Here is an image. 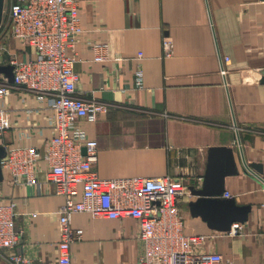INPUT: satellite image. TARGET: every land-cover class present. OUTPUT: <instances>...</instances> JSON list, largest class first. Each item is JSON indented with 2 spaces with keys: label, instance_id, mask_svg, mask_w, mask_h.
Listing matches in <instances>:
<instances>
[{
  "label": "crops",
  "instance_id": "crops-1",
  "mask_svg": "<svg viewBox=\"0 0 264 264\" xmlns=\"http://www.w3.org/2000/svg\"><path fill=\"white\" fill-rule=\"evenodd\" d=\"M83 32L67 53L76 57L77 94L107 104L93 122L79 119L97 141L98 176H171L187 191L177 199L185 234L203 235L197 251L220 254L221 264H264V0H76ZM171 41L164 55L162 39ZM0 64L10 55H33L9 38ZM105 43L108 58L93 60L92 44ZM141 56H138V53ZM228 56L224 78L220 58ZM142 72V87L135 72ZM10 128L0 146H39L52 135L51 110L36 94L13 89L5 98ZM232 151L236 171L224 177V192L212 198L248 205L236 236L196 212L209 152ZM221 165L223 162L218 161ZM259 164L260 172L251 166ZM79 195L74 197L79 199ZM62 195L37 162L35 183L15 184L5 169L0 203L15 205L19 253L31 264H57ZM80 240L71 243V264H135L142 253L135 219L71 216ZM0 264H10L1 260Z\"/></svg>",
  "mask_w": 264,
  "mask_h": 264
},
{
  "label": "built area",
  "instance_id": "built-area-1",
  "mask_svg": "<svg viewBox=\"0 0 264 264\" xmlns=\"http://www.w3.org/2000/svg\"><path fill=\"white\" fill-rule=\"evenodd\" d=\"M82 32L76 0H5L0 51L7 50L1 42L13 38L30 47L33 55H10L7 64L12 66V82L0 73V138L10 128L3 102L13 89L32 92L46 103L51 110L48 125L52 135L41 147L2 145L5 155L0 165L13 183L34 184L37 162H45L47 182L54 194L64 198L57 210L60 235L57 264H71L70 245L82 236L80 228L71 227V216L77 212H87L93 218L135 219L143 246L135 264H221L220 254L195 249L205 236L183 232L177 199L187 191V186L181 179L168 175L98 176L93 167L98 144L80 126L79 119L93 122L107 112L108 106L77 94L73 70L76 57L67 51ZM162 48L164 55L169 56L170 39H162ZM92 50L94 61L108 58L105 43L92 44ZM229 62L228 56L220 58L219 73L223 78ZM135 86L142 87L141 70L135 72ZM76 195L80 196L78 200L74 199ZM224 197L231 198L229 193ZM16 215L13 203H0V261L31 264L22 254H3L4 249L18 241L14 230ZM241 231L242 224L233 222L225 233L236 236Z\"/></svg>",
  "mask_w": 264,
  "mask_h": 264
},
{
  "label": "water",
  "instance_id": "water-1",
  "mask_svg": "<svg viewBox=\"0 0 264 264\" xmlns=\"http://www.w3.org/2000/svg\"><path fill=\"white\" fill-rule=\"evenodd\" d=\"M4 0H0V22L3 14ZM0 73H3L8 82L13 81L12 66L0 64ZM84 153L85 150L83 149ZM5 155V149L0 146V160ZM218 161L223 162L219 165ZM256 172H260L259 164L251 166ZM236 171L232 151L225 147H214L209 152L208 165L203 176L201 187L196 190L198 196L205 197L198 202L196 212L205 215L208 223L223 231H227L233 222L246 220L250 210L248 205L237 204L233 198H212L224 192V177L232 175ZM0 180H2V168L0 165Z\"/></svg>",
  "mask_w": 264,
  "mask_h": 264
},
{
  "label": "rangeland",
  "instance_id": "rangeland-1",
  "mask_svg": "<svg viewBox=\"0 0 264 264\" xmlns=\"http://www.w3.org/2000/svg\"><path fill=\"white\" fill-rule=\"evenodd\" d=\"M4 5H5V0H4ZM4 7V6H3ZM0 52H2V51H0Z\"/></svg>",
  "mask_w": 264,
  "mask_h": 264
}]
</instances>
